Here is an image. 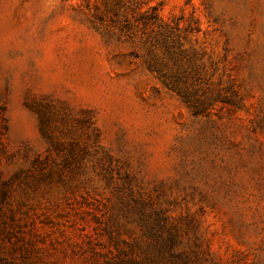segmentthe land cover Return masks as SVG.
I'll return each instance as SVG.
<instances>
[{
    "label": "rangeland",
    "instance_id": "374dc122",
    "mask_svg": "<svg viewBox=\"0 0 264 264\" xmlns=\"http://www.w3.org/2000/svg\"><path fill=\"white\" fill-rule=\"evenodd\" d=\"M0 264H264V0H0Z\"/></svg>",
    "mask_w": 264,
    "mask_h": 264
},
{
    "label": "trees",
    "instance_id": "16d2710c",
    "mask_svg": "<svg viewBox=\"0 0 264 264\" xmlns=\"http://www.w3.org/2000/svg\"><path fill=\"white\" fill-rule=\"evenodd\" d=\"M137 15L139 16V18H137V21L140 22L144 27L151 26L159 20L161 21V18L159 17L156 8L149 7L143 13L138 12Z\"/></svg>",
    "mask_w": 264,
    "mask_h": 264
}]
</instances>
